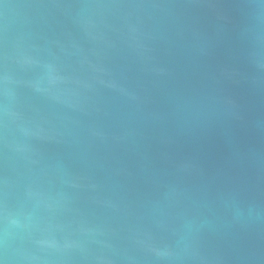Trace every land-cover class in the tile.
<instances>
[{
  "label": "water",
  "instance_id": "obj_1",
  "mask_svg": "<svg viewBox=\"0 0 264 264\" xmlns=\"http://www.w3.org/2000/svg\"><path fill=\"white\" fill-rule=\"evenodd\" d=\"M0 264H264V0H0Z\"/></svg>",
  "mask_w": 264,
  "mask_h": 264
}]
</instances>
